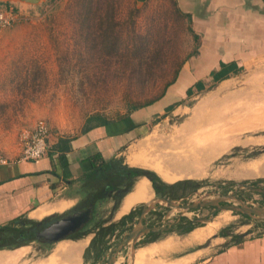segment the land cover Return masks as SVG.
<instances>
[{
	"label": "rangeland",
	"instance_id": "obj_1",
	"mask_svg": "<svg viewBox=\"0 0 264 264\" xmlns=\"http://www.w3.org/2000/svg\"><path fill=\"white\" fill-rule=\"evenodd\" d=\"M4 5L16 7L20 20L0 30V161L22 157L20 139L38 121L47 123L51 135L73 137L98 124L100 118L117 120L150 109L152 136L143 140L145 158L162 166L165 155L172 153L189 165L196 163L195 175H182L187 178L183 185L164 190L169 200L186 204L230 196L219 205L241 202L264 207V193L237 186L264 191V51L255 47L264 50V24L245 26L238 16L235 22H208L207 28L223 33L211 40L201 36L204 27L192 20L195 40L176 0H0V6ZM250 25L258 31L249 29L241 38L231 36L232 31L238 35ZM210 40L220 42L216 57L235 60L243 71L187 96L185 91L196 81L211 83L205 74L196 78L199 74L188 66L203 45L207 50L214 48ZM161 94L148 110L135 109ZM207 102L211 103L208 108ZM196 117L207 121L198 123ZM209 119L213 122L202 125ZM169 166L177 169L170 171L173 180L186 167L177 162ZM212 208L174 210L164 220L170 208L158 203L147 213L146 224L180 230L183 222L208 218L215 212ZM215 214L210 237H230V242L236 236L264 235V220L230 210ZM206 224L195 222L191 230ZM208 241L190 244L188 236L165 231L143 237L138 245L153 247L142 264H165L203 248ZM163 242L168 243L166 249L161 248ZM215 243L194 253L188 263L201 264L216 249L219 242ZM39 244L30 243L10 264H36L55 247L51 243L40 253L36 251Z\"/></svg>",
	"mask_w": 264,
	"mask_h": 264
},
{
	"label": "crops",
	"instance_id": "obj_2",
	"mask_svg": "<svg viewBox=\"0 0 264 264\" xmlns=\"http://www.w3.org/2000/svg\"><path fill=\"white\" fill-rule=\"evenodd\" d=\"M176 1L181 12L190 15L191 21L197 22L198 27H204L203 35L201 36L210 38L211 40L223 37V33H221V30L220 32L219 30L207 28L208 22L219 23L225 19L235 22L238 16V19L242 20L245 26L249 23L264 24V0ZM249 29H252V32L258 31L250 25L238 35L235 31H232L231 36L244 37L248 34L247 31L250 32ZM211 40L209 43L214 48L207 50L203 45L199 55L191 60V63L188 65L190 66L191 64L195 73L199 74L196 78L204 74L210 78V73L218 70L220 62L235 61L231 59L225 61L221 57H216L218 56L217 53H219L217 47L221 45L220 42L213 41L212 43ZM257 46L256 44V48L261 49L262 52L264 51L262 50L263 47ZM184 68L183 66V70ZM181 74L180 76H182ZM149 110L144 112L142 108L132 112L123 120H114L104 125L96 124L77 136L64 137L51 135L48 141L49 149L47 154L41 159L24 160L19 158L5 164H0V228L5 225L13 226V222L19 219L26 221V223L39 222L54 214L59 215L70 211H79L81 209L75 210L74 208L79 207V205L88 204L94 207L97 215L105 223L110 221L112 223L117 222L133 209L150 201L155 195L151 182L143 176L136 177L131 188L125 192L128 179L126 177H129L123 171L125 167L153 172L162 182L167 184L187 179L180 177L183 175L181 174L173 181H166L153 170V164L156 162L145 158L143 140L151 135L149 131V119H151L150 114L152 111L150 112ZM167 156L163 160L165 163L167 161L168 164H172V162L186 163L178 160L180 158L178 154L171 153V156L169 154ZM140 159L146 160L150 164L146 163L147 165H143V161ZM102 163L108 166V170H99L101 166L102 168L104 167ZM185 165L187 166L188 164ZM183 169H186V167ZM175 170L177 169L173 166L168 167L169 172L175 173ZM115 173L120 174L115 175ZM192 173H195L194 169ZM143 179L147 181L150 198L147 201L139 200L133 202L126 212L121 213L120 210L126 198L134 192L137 184ZM104 209L107 210L104 211ZM213 220L206 224L207 227L211 226V232L200 233L199 230L206 228V226H202L189 232L181 233V235L188 236L190 244L201 242L202 238H206L209 241L207 244L205 243V248L212 245L213 242L214 246L215 242H219L216 245V249L214 247L210 255L201 264H264V235L253 238L243 236L230 242L228 241L230 237H220V235L210 237L214 229L212 228ZM91 241L92 235L90 234L80 239H65L52 243L55 247L47 251L45 250L46 256L42 261L47 260L51 255L56 253L57 255H55L59 259L57 260V264H85L84 255ZM225 242H227L226 245L224 244ZM58 245L64 246L62 251L57 250ZM167 246L168 243L163 242L161 248L166 249ZM28 247L29 244L17 248H3L0 249V254L4 256L5 253L7 255H14V259L9 262L10 264L16 261L22 250ZM203 248L199 247L194 251L188 252L183 256L184 258L165 264H187L190 258L192 259L193 255H195L194 253ZM143 250L147 249L143 248V246L136 249L129 264H136L137 257L143 253ZM36 251L44 253L42 249H36Z\"/></svg>",
	"mask_w": 264,
	"mask_h": 264
},
{
	"label": "flooded vegetation",
	"instance_id": "obj_3",
	"mask_svg": "<svg viewBox=\"0 0 264 264\" xmlns=\"http://www.w3.org/2000/svg\"><path fill=\"white\" fill-rule=\"evenodd\" d=\"M183 184H184L183 181H179V182H175L173 184L164 183V185H158L157 191H154V193H155L154 197H163V198L169 200L167 194L164 193V190L174 189V188H177ZM190 203H193V202H190ZM190 203H186V204H179L178 203V205L185 206V205L190 204ZM89 205L90 204L83 205V206L79 205V207H76L74 209L75 210L76 209L82 210V209H85L87 207H91ZM155 206H154L153 210L155 209ZM207 207L210 209H213L212 206H207ZM91 209H92V212H91V218H90L89 222L85 226H83L81 229L72 233L69 236V239H71V240L80 239L84 236L91 234L92 235V241H91V243H90V245H89V247H88V249L84 255V262H85V264H106L108 259H109L110 254H111L112 248L116 247L118 243H120L123 239L128 237V235L131 233V231L134 228H136L137 226L139 227L140 216L142 213L143 205L137 207L136 209H133L132 211H130V213L121 217L117 222H114V223H112L111 221L108 223L107 222L105 223L104 220L97 215L94 207H91ZM202 209H206V207H204ZM214 209H216V208H214ZM71 213H73V212L70 211L68 213L59 214V215L54 214V215H51V216H49V217H47V218H45L39 222H32V223H27V224L21 225L20 227H18L21 229V233H20L19 238H17V241L18 242L22 241L21 242L22 244H20L18 247L28 245V244L36 241V242L40 243L38 245V250H41L46 245L51 244L48 242H44L41 239H37L36 238L37 233L40 232L45 227L49 226L50 224L55 223L56 221L67 217ZM164 217H165V215L163 216V219H164ZM204 218H207V216L201 217V218H196V219H204ZM193 220H195V219H193ZM140 223L144 227H148V228L154 227V225L148 226L146 224V223H148L146 216L144 219L143 218L141 219ZM179 223H180V221H179ZM193 223H195V222H193V221L191 222L189 220L187 222H183V224H181V227L179 228L180 231L175 232V233H180V234L184 233V231L188 227L192 226ZM156 227H158V226H156ZM171 228L175 229L174 227H171ZM169 231H171V230H169ZM163 232H165V231H163ZM163 232H159V233L149 232V233H146L144 235L141 234L134 243V251L143 246V244L138 245V242L141 239H143V237L148 236V235H150V236L151 235H159L160 233H163ZM172 232H174V231H172ZM72 237H75V238H72ZM28 239H30V240H28ZM0 243H1V241H0ZM131 246H132L131 243H127V244L123 245L121 247V249L115 254V261L113 264H129V261H130L129 257L131 256V249H132Z\"/></svg>",
	"mask_w": 264,
	"mask_h": 264
},
{
	"label": "water",
	"instance_id": "obj_4",
	"mask_svg": "<svg viewBox=\"0 0 264 264\" xmlns=\"http://www.w3.org/2000/svg\"><path fill=\"white\" fill-rule=\"evenodd\" d=\"M27 1L33 3L36 0H27ZM143 177L147 178L150 181L148 177L146 176H143ZM237 186L238 188L250 189L258 193H264V191L251 188L248 185L238 184ZM229 197L230 196H222V197L208 200V201L202 200L199 202H193V203L187 204L185 206H180L177 203L171 200H167L163 197H154L150 201L143 204V209H142V213L140 216V222H141V219L142 218L144 219L146 214L149 211H151L154 208V206L158 203H163L170 208V211L165 215L164 220H166L174 210H179L181 212H188L194 209H202L207 206L215 207L216 208L215 212L212 213L208 218L195 219L193 220V222L210 223L213 220L215 213H218L220 211H226V210L238 212L248 217L264 220V207H247L243 205L241 202H238L239 205H222V206L219 205L220 202L227 201ZM91 212H92L91 207H87L79 211H74L67 217L62 218L56 221L55 223H52L49 226L42 229L40 232L37 233L36 238L41 239L44 242H48V243H56V242H59L65 239H69V236L72 233L81 229L83 226H85L89 222L91 218ZM140 222H139V227L137 226L136 228H134L131 231V233L128 235V237H126L120 243H118L116 247L112 248L111 254L106 264H113L115 261V254L121 249L123 245L127 243H131L132 245L131 246L132 247L131 256H130V262H131L133 258L132 256L134 253V243L141 234L144 235L149 232L159 233V232L169 231V230L174 231V232L180 231L177 229H173L169 226L148 228V227L142 226Z\"/></svg>",
	"mask_w": 264,
	"mask_h": 264
},
{
	"label": "trees",
	"instance_id": "obj_5",
	"mask_svg": "<svg viewBox=\"0 0 264 264\" xmlns=\"http://www.w3.org/2000/svg\"><path fill=\"white\" fill-rule=\"evenodd\" d=\"M182 16L187 20L188 22V27L187 30L191 33L193 39L197 40L198 39V35L192 30L191 26H190V22H191V18L190 15L182 13ZM196 54V52H195ZM243 71V67L239 66L235 61H231V62H220L219 63V68L218 70L212 71L210 73V80L211 83L207 86L205 85V83L202 80H199L197 82H195L192 86L188 87L187 90L185 91L187 96H190L192 94L193 90L196 91H201L205 88L207 89H211L213 87H215L218 83H220L223 80L229 79L232 76H236L238 74H240ZM178 74V72H177ZM174 82V80L172 81V83ZM170 83V84H172ZM169 84V85H170ZM163 95L161 94L159 97L153 99V100H149L146 101L145 103H143V105H138L137 107H135V109L141 108V107H147L151 104H153L154 102H156L157 100H159ZM180 103H174L173 105H169L168 107H166V111H171L175 106H178ZM129 116V114L123 115L121 117H119L117 120H123L125 118H127ZM101 120H99V125H104V124H108L114 120H108L105 118H100ZM102 165L104 166L102 168V166L99 168V170H103L106 171L108 170V166H106L105 164L102 163ZM123 171L126 172V174H128L129 177H127V187H126V191L127 192L130 188L131 185L133 184V181L135 180L136 177L138 176H146L150 179L153 189L154 191H157V187L158 185H164V183L160 180V178L155 175V173L150 172V171H146V170H140V169H131V168H127L125 167L123 169ZM112 173V170H111ZM109 173V174H111ZM114 174V173H113ZM119 175L120 173H115V175ZM23 224H27L26 221L24 220H16L13 222V226L12 225H5L3 227L0 228V249L3 248H16L18 247L20 244H22V241H17V238H19L20 233H21V229L18 228ZM193 226L187 228L184 232H189L191 230ZM222 234V233H221ZM71 238V237H70ZM75 238V237H72ZM235 239H239V236H236ZM30 240V239H28Z\"/></svg>",
	"mask_w": 264,
	"mask_h": 264
},
{
	"label": "bare ground",
	"instance_id": "obj_6",
	"mask_svg": "<svg viewBox=\"0 0 264 264\" xmlns=\"http://www.w3.org/2000/svg\"><path fill=\"white\" fill-rule=\"evenodd\" d=\"M258 95V94H257ZM228 97V96H227ZM230 98V97H229ZM207 100V99H206ZM216 102H218V101H216ZM208 103H210V102H207V103H205V104H207L206 106H207V108H208V106H211L210 104L208 105ZM223 103V102H222ZM200 104V103H199ZM213 104V103H212ZM214 105V104H213ZM203 106H205L204 104H203ZM205 106V107H206ZM199 107V106H198ZM213 108V107H212ZM216 108V107H215ZM217 108H219V107H217ZM203 108H201V110H202ZM200 110V109H199ZM215 110V109H214ZM218 110V109H217ZM216 110V111H217ZM200 113H201V111H199ZM219 112V111H218ZM217 112V113H218ZM209 117H211V116H209ZM197 118H199V117H196V120H197ZM194 119V118H193ZM210 119H212L213 120V117H211ZM209 119V120H210ZM200 120H202V118H199L198 119V123H200L199 121ZM204 120H206V118L204 119ZM204 120H202V121H204ZM192 121V120H191ZM207 121V120H206ZM206 121H204V122H206ZM213 122V121H212ZM211 122V120H210V122H208V123H204V124H202V125H207V124H210V123H212ZM184 124V123H183ZM196 124V123H195ZM188 125V124H187ZM205 125V126H206ZM188 127V126H187ZM189 128V127H188ZM187 128V129H188ZM194 128V127H193ZM192 128V129H193ZM200 128H201V125H200ZM199 128V129H200ZM186 129V128H185ZM192 129H190V130H192ZM189 130V129H188ZM210 130L211 129H209V132H210ZM202 131V130H201ZM200 131V132H201ZM204 131H208V130H206V129H204ZM212 131V130H211ZM156 132V131H155ZM208 132V133H209ZM198 133V132H197ZM187 134V133H186ZM203 135L205 134V132L204 133H202ZM201 134V135H202ZM207 134V133H206ZM210 135H211V133H209ZM150 135V134H149ZM183 135V134H182ZM152 136V135H151ZM150 136V137H151ZM207 136V135H206ZM212 137H213V135H211ZM211 136L209 137L210 139V141L211 140H213L212 138H211ZM149 137V136H148ZM149 137V138H150ZM196 138H198V137H196ZM191 139V138H190ZM216 139V141L217 140H219L218 138H215ZM221 139V138H220ZM150 140V139H149ZM148 140V141H149ZM206 140V139H205ZM209 141V142H210ZM187 143V142H186ZM215 145V144H214ZM148 146V145H147ZM215 146H217V145H215ZM221 146V145H220ZM220 146H218V147H220ZM139 147V146H138ZM137 147V148H138ZM217 147V148H218ZM144 148V147H143ZM148 149V148H147ZM204 150V149H203ZM221 150H223V149H221ZM151 152V151H150ZM207 152V151H206ZM144 153V152H143ZM146 154V153H145ZM191 154V153H190ZM211 154H212V152H211ZM214 154V153H213ZM168 155V154H167ZM166 155V156H167ZM200 155V154H199ZM147 156V155H146ZM162 156V155H161ZM165 156V157H166ZM158 157V156H157ZM168 157V156H167ZM192 158V157H191ZM144 159V158H143ZM158 159H159V157H158ZM161 159H162V157H161ZM140 160H142V159H140ZM155 160H156V158H155ZM164 160V159H163ZM162 160V162H163V165L162 166H159V165H156V164H153L154 165V167H152L153 168V170L158 174V175H160L163 179H165L166 181H171V180H173L174 179V177H175V175L174 174H171V172H169L168 171V167H169V164H168V161H167V159H165V161H167L166 163L164 162ZM170 160V159H169ZM179 160V159H178ZM143 161V165H147L148 163L150 164V162H148V161H146V160H142ZM147 163V164H146ZM188 163V162H187ZM187 163H185V164H187ZM180 164V163H179ZM183 164V163H182ZM194 164L195 163H190V165L188 164L187 166H186V169L184 170V171H181V173L180 174H183V175H191V176H193V175H195V174H193L192 173V171H193V169H194V171H195V166H194ZM151 191V190H150ZM150 198V196H149V188H148V185H147V181L145 180V179H143L141 182H139L138 184H137V186H136V188H135V190H134V192L131 194V195H129L127 198H126V200H125V202H124V205H123V207H122V209L120 210V212L121 213H124V212H126L128 209H129V206H130V204H133V202H135V201H139V200H145V201H147V199H149ZM121 215V214H120ZM222 215V214H221ZM223 216H225V215H223ZM213 225H214V223H213ZM216 225V224H215ZM213 228V227H212ZM200 231V233H203V234H205L206 232H211V226H209V227H207L206 226V228L205 229H202V230H199ZM197 232V231H196ZM202 234V235H203ZM192 236V235H191ZM194 236V235H193ZM195 239V238H194ZM203 239V238H202ZM201 239V240H202ZM196 240V239H195ZM192 241H194V240H192ZM165 243V242H164ZM79 245H80V243H79ZM79 245H77V247H79ZM59 246V245H58ZM64 248V246L63 245H61V246H59L58 248H57V250L58 251H62V249ZM153 248V247H152ZM152 248H151V246H150V248H148L147 250H143V253H141V254H139L138 255V257H137V261H136V264H142V260H143V257L144 256H146V253H147V251H148V253L150 252L149 250L151 249L152 250ZM56 250V251H57ZM154 250V249H153ZM57 251V252H58ZM2 253V252H1ZM8 253V252H7ZM21 254V253H20ZM20 254H19V256H20ZM56 254V253H55ZM55 254H53V255H51L47 260H45V261H41V262H38V263H36V264H57V257H56V255ZM152 254V253H151ZM11 254H6L5 253V256L3 255V254H0V264H9V262H11V260L12 259H14V255H11ZM2 256H4V257H2ZM16 258V257H15ZM17 259V258H16ZM59 260V259H58ZM190 260H191V258H190ZM190 260H189V262H190ZM36 261V260H35ZM63 262V261H62ZM33 263V262H32ZM59 263V262H58ZM134 263V262H133ZM66 264H68V263H66ZM183 264H186V263H183Z\"/></svg>",
	"mask_w": 264,
	"mask_h": 264
},
{
	"label": "built area",
	"instance_id": "obj_7",
	"mask_svg": "<svg viewBox=\"0 0 264 264\" xmlns=\"http://www.w3.org/2000/svg\"><path fill=\"white\" fill-rule=\"evenodd\" d=\"M20 20V13L16 7L0 6V30L8 28ZM50 128L44 121H38L30 132L21 137L22 157L24 160H38L47 154L49 149ZM6 161H0L5 164Z\"/></svg>",
	"mask_w": 264,
	"mask_h": 264
}]
</instances>
